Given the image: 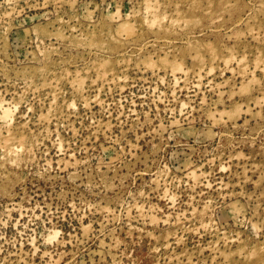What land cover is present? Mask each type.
Listing matches in <instances>:
<instances>
[{
	"label": "rangeland",
	"instance_id": "1",
	"mask_svg": "<svg viewBox=\"0 0 264 264\" xmlns=\"http://www.w3.org/2000/svg\"><path fill=\"white\" fill-rule=\"evenodd\" d=\"M0 102V264H264V0H0Z\"/></svg>",
	"mask_w": 264,
	"mask_h": 264
},
{
	"label": "bare ground",
	"instance_id": "2",
	"mask_svg": "<svg viewBox=\"0 0 264 264\" xmlns=\"http://www.w3.org/2000/svg\"><path fill=\"white\" fill-rule=\"evenodd\" d=\"M0 106H1V108H2V110H1L2 114H3L4 116H8V109L5 108V107L3 106L2 102H0ZM13 147H14V145H13ZM13 149H14V148H13ZM16 150H17V149H16Z\"/></svg>",
	"mask_w": 264,
	"mask_h": 264
}]
</instances>
